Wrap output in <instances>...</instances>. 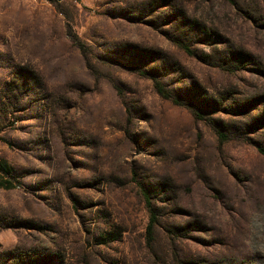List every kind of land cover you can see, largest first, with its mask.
Returning <instances> with one entry per match:
<instances>
[{"label": "rangeland", "instance_id": "obj_1", "mask_svg": "<svg viewBox=\"0 0 264 264\" xmlns=\"http://www.w3.org/2000/svg\"><path fill=\"white\" fill-rule=\"evenodd\" d=\"M0 164V264H264V0H0Z\"/></svg>", "mask_w": 264, "mask_h": 264}, {"label": "trees", "instance_id": "obj_2", "mask_svg": "<svg viewBox=\"0 0 264 264\" xmlns=\"http://www.w3.org/2000/svg\"><path fill=\"white\" fill-rule=\"evenodd\" d=\"M154 88H155L157 94H158L159 96H161L163 99L170 100V101H171L173 104H175V105H180V104H181V101H180L177 97L173 96L170 92H168V91L163 87V85H162L160 82L155 81V82H154ZM192 114H193L196 118H200V117H201V115H200L199 113H197V112L192 111ZM217 134H218V136H219L221 139L223 138V134H222V133L218 132ZM0 170L3 171V172H5V169H3V167H2L1 164H0ZM11 186H12V185H11L10 183H8L6 180H5V181H0V188H3V189H5V188H6V189H10ZM142 192H143V197L145 198V200H146L147 203H148L147 205L149 206L148 195H147V193H146L145 191H143V189H142ZM153 224H154V217H153V215H151V217H150V223H149V226H148V234H149V235L151 234V229H152V227H153Z\"/></svg>", "mask_w": 264, "mask_h": 264}]
</instances>
